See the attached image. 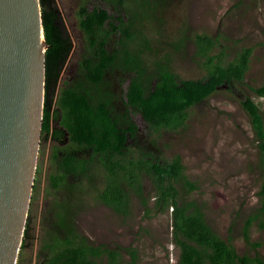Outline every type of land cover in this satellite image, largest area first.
I'll list each match as a JSON object with an SVG mask.
<instances>
[{"label":"rangeland","instance_id":"1","mask_svg":"<svg viewBox=\"0 0 264 264\" xmlns=\"http://www.w3.org/2000/svg\"><path fill=\"white\" fill-rule=\"evenodd\" d=\"M165 1V5L160 3L155 10L146 12V18L136 21V37L129 43L130 50H143L148 71L164 62L179 80L203 77V59L195 55L194 38L196 34H206L215 41L211 53L223 51L226 62L241 48H251L243 81L224 83L208 98L189 107L183 129L159 132L149 130L141 114L125 104L132 73L110 69L102 87L110 94L113 114L127 113L136 126V133L126 142L130 153H149L163 161L180 156L182 176L174 182L177 204L190 203L188 211L197 210L208 228L237 254L259 255L264 261V221L262 226L253 221L248 237L243 233L248 214L257 206L260 169L258 147L241 106L245 98H250L264 120V97H258L251 89L264 82V0ZM51 6L70 41L59 77L50 84L49 106L54 116L59 90L82 80L80 61L88 54V44L79 27L80 7L105 9L113 20L124 12L116 13L110 0H52ZM126 6L136 8L135 0H126ZM118 35L116 32L109 36V51L118 47ZM58 129L63 130L59 121L52 118L50 133L42 134L25 226L27 235L16 264H41L47 260L53 239L60 233L70 235L75 243L83 240L115 250L119 264H129L128 248L135 250L138 264H176L178 248L172 241L171 209L163 210L156 204L148 178H142L141 196L127 188L126 212H117L101 201V180L78 182L69 177L68 182L74 184L71 192L67 187L51 185L50 176L55 173L53 153L61 155L70 149L80 156L87 154L82 147L71 145L65 134L54 138V130ZM105 263L103 255L101 264Z\"/></svg>","mask_w":264,"mask_h":264},{"label":"trees","instance_id":"2","mask_svg":"<svg viewBox=\"0 0 264 264\" xmlns=\"http://www.w3.org/2000/svg\"><path fill=\"white\" fill-rule=\"evenodd\" d=\"M51 1L39 0L47 45L41 134L48 135L51 119H57L63 130H54L53 137L60 138L65 134L71 145L82 147L87 152L85 156L70 149L61 155L53 153L55 173L50 176L51 185L54 188L67 187L71 192L74 184L68 182L69 177L77 178L78 182L82 179L92 181L93 178L101 180V201L117 212H126L127 188L141 196L142 178L146 177L154 187L156 204L163 210L171 209L172 241L178 248L176 264H264L259 255L237 254L233 247L208 228L197 210L188 211L190 203L184 206L177 204L174 182L181 178L183 167L179 155L163 161L152 158L149 153L129 152L127 138L134 136L136 126L127 113L121 116L113 114L110 94L102 87L105 74L110 69L132 73L125 93L127 108L138 111L152 132L179 131L186 126L189 107L208 98L224 83L243 81L251 48H241L226 62L223 51L211 53L214 38L196 34L195 55L203 59L205 74L199 79L179 80L164 62L156 64L155 69L149 72L143 50L129 49V43L136 37L133 32L137 30L136 21L146 18V12L155 10L160 3L165 5V0H135L136 8L126 6V0H110L116 13L124 12L114 20L105 9L87 10L81 6L78 22L88 44V54L80 61L82 80L59 90L53 116L49 106L50 84L59 77L70 50V41L59 27L58 15ZM116 32L119 34L116 40L118 47L109 51V36ZM144 44L147 45L145 38ZM251 89L258 97H264V82ZM241 106L247 113L258 147L260 169L257 206L248 214L243 226L246 238L253 221H258L259 226L264 221V120L257 104L250 98H245ZM186 185L192 186L190 182ZM53 240L52 253L41 264H101L103 255L105 264H119V253L115 250L93 246L83 240L75 243L65 233H60ZM127 252L129 264H138L135 250L128 248Z\"/></svg>","mask_w":264,"mask_h":264},{"label":"water","instance_id":"3","mask_svg":"<svg viewBox=\"0 0 264 264\" xmlns=\"http://www.w3.org/2000/svg\"><path fill=\"white\" fill-rule=\"evenodd\" d=\"M39 0H0V264H16L42 143L45 49Z\"/></svg>","mask_w":264,"mask_h":264}]
</instances>
